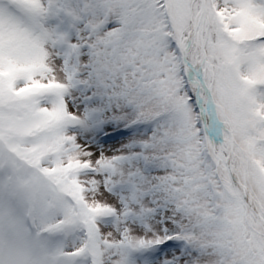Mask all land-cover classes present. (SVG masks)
Wrapping results in <instances>:
<instances>
[{"label": "snow or ice", "instance_id": "obj_1", "mask_svg": "<svg viewBox=\"0 0 264 264\" xmlns=\"http://www.w3.org/2000/svg\"><path fill=\"white\" fill-rule=\"evenodd\" d=\"M0 264H264V0H0Z\"/></svg>", "mask_w": 264, "mask_h": 264}]
</instances>
